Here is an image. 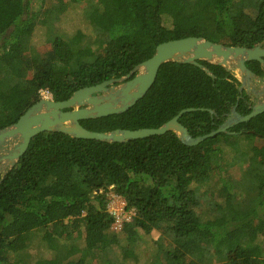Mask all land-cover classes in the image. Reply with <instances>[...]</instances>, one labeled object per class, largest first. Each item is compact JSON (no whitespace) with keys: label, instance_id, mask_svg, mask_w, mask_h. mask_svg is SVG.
I'll return each instance as SVG.
<instances>
[{"label":"trees","instance_id":"trees-1","mask_svg":"<svg viewBox=\"0 0 264 264\" xmlns=\"http://www.w3.org/2000/svg\"><path fill=\"white\" fill-rule=\"evenodd\" d=\"M79 1L0 0V129L41 101L42 90L66 101L80 89L129 75L165 42L201 37L230 47L264 44V0L90 3L86 19L100 11L106 26L93 22L94 36L61 34L56 22ZM178 11L190 26L165 24V13ZM38 27L51 44L43 52L33 45ZM251 63L263 75L260 63ZM199 64H163L131 109L81 125L103 133L154 129L194 109L179 122L197 138L216 131L234 107L241 116L252 112L233 72ZM238 165L235 177L229 171ZM110 193L134 212L120 232L112 231ZM154 231L165 244L151 264H264V113L197 146L174 132L124 143L44 132L0 177V264H115L108 247L133 259L141 232ZM77 233L84 235L81 247ZM35 242L54 255L31 260Z\"/></svg>","mask_w":264,"mask_h":264},{"label":"water","instance_id":"water-1","mask_svg":"<svg viewBox=\"0 0 264 264\" xmlns=\"http://www.w3.org/2000/svg\"><path fill=\"white\" fill-rule=\"evenodd\" d=\"M262 45L263 43L254 48L230 47L212 43L201 37L173 40L160 44L149 60L123 78L80 89L66 101L42 99L21 116L17 123L0 129V162L4 175L24 155L32 138L44 132H61L73 138L108 143H124L174 132L187 146H197L207 139L228 132L238 124L249 122L264 113V101L254 106L247 116H241L234 107L230 118L216 131L197 138L192 137L188 129L179 122L185 113L194 109L183 110L162 127L154 129L115 130L103 133L89 131L81 125V121L84 120L121 114L131 109L147 94L155 83L161 66L167 62L188 63L202 67L199 61H206L223 66L233 73L238 72L234 74L242 83L241 92L246 83V90L250 91L249 85L257 77L246 63L258 61L264 65ZM205 70L207 71L206 68ZM212 78L214 79L213 75ZM256 94L261 96L264 92H256ZM97 193L99 192H95Z\"/></svg>","mask_w":264,"mask_h":264},{"label":"rangeland","instance_id":"rangeland-1","mask_svg":"<svg viewBox=\"0 0 264 264\" xmlns=\"http://www.w3.org/2000/svg\"><path fill=\"white\" fill-rule=\"evenodd\" d=\"M109 1L110 0H80L77 3L69 4L67 11L63 15H61L60 21L56 22V28H58L59 30L58 32H60L61 34L71 35L76 31H82L87 35L94 36L93 22H96L100 26L106 25L103 22V17L100 16V11L99 13L96 12L94 15H92L90 19H86L85 10L88 8L90 3L101 4V2L109 3ZM164 21L165 24L171 28L188 27L192 23L191 20L185 18V16L179 11L178 13L166 12L164 15ZM33 45L40 52L46 51L50 48L51 44L46 41L44 28H37L33 38ZM91 51L92 50L85 51V55L87 56V53H90ZM234 73L238 74L237 71H235ZM241 170L242 167L238 165L232 167L229 172L232 173L235 177H237L239 176ZM110 196L111 193L109 194V197ZM243 204H245V200L243 201ZM129 213L134 215L133 211H129ZM76 236L78 237V240L75 244L80 247L83 246L84 235L77 233ZM159 238L160 235L156 231H154L151 235H145L143 232H141L140 242L135 247V254L132 255L133 259L129 258L128 254L123 253L121 249H118L117 247L113 246L108 247L109 258L115 264H132V260H137L141 264H151L152 260L154 259L157 253L159 243L165 244V240L160 241ZM53 255L54 254L51 251L46 250L37 242H35V245L28 251V256L33 261L37 259H50ZM227 258V255L219 254V260L221 262L226 261Z\"/></svg>","mask_w":264,"mask_h":264},{"label":"built area","instance_id":"built-area-1","mask_svg":"<svg viewBox=\"0 0 264 264\" xmlns=\"http://www.w3.org/2000/svg\"><path fill=\"white\" fill-rule=\"evenodd\" d=\"M40 95L42 99H53L52 94L47 90H42ZM107 209L114 218L112 225L113 232L122 231L124 223L132 222L133 220L134 215L127 211L125 200L120 196L113 195V193H111Z\"/></svg>","mask_w":264,"mask_h":264},{"label":"flooded vegetation","instance_id":"flooded-vegetation-1","mask_svg":"<svg viewBox=\"0 0 264 264\" xmlns=\"http://www.w3.org/2000/svg\"><path fill=\"white\" fill-rule=\"evenodd\" d=\"M262 48H264V44L262 45ZM246 65H247L248 68H250V65H252V63L251 62H247ZM260 65H261V67L263 69V75H258L256 70H251L250 69L256 75L257 79L254 78L253 79V83L249 85L250 88H251L250 91L246 90L247 83H246V86H243V90H242L245 94H247L251 98L250 101L252 102L253 107L256 106L257 104H259L260 102L264 101V95L258 96L256 94V92H264V65H262L261 63H260ZM241 87H242V83H241L240 88ZM229 118H230V115L227 118V120ZM3 176H4V169L2 167V163L0 162V177H3Z\"/></svg>","mask_w":264,"mask_h":264}]
</instances>
